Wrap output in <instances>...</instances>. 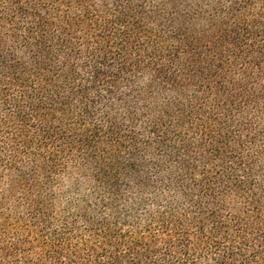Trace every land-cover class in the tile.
<instances>
[{
  "label": "trees",
  "instance_id": "16d2710c",
  "mask_svg": "<svg viewBox=\"0 0 264 264\" xmlns=\"http://www.w3.org/2000/svg\"><path fill=\"white\" fill-rule=\"evenodd\" d=\"M0 264H264V0H0Z\"/></svg>",
  "mask_w": 264,
  "mask_h": 264
}]
</instances>
